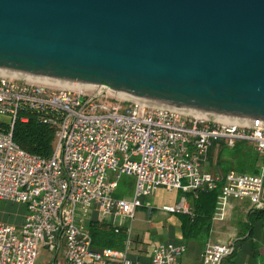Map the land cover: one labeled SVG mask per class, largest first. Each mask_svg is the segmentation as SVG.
<instances>
[{"label":"built area","instance_id":"obj_1","mask_svg":"<svg viewBox=\"0 0 264 264\" xmlns=\"http://www.w3.org/2000/svg\"><path fill=\"white\" fill-rule=\"evenodd\" d=\"M23 112L55 129L50 158L15 142L16 123L28 122ZM240 142L261 158L257 174L231 171L221 178L204 171L215 143L233 149ZM121 176L135 179L132 198L115 196ZM160 189L196 198L219 191L214 223L226 220L230 198L263 209L264 128L0 79V200L26 207L22 226L0 222V264H37L42 249L52 253L50 264H138L129 258L130 238L124 251L92 250L86 223L96 207L101 220L130 235L140 198ZM162 210L191 215L186 197ZM186 250L155 246L152 264H184ZM234 252L231 242L209 241L202 264H222Z\"/></svg>","mask_w":264,"mask_h":264},{"label":"water","instance_id":"obj_2","mask_svg":"<svg viewBox=\"0 0 264 264\" xmlns=\"http://www.w3.org/2000/svg\"><path fill=\"white\" fill-rule=\"evenodd\" d=\"M0 79L264 128V0H0Z\"/></svg>","mask_w":264,"mask_h":264},{"label":"rangeland","instance_id":"obj_3","mask_svg":"<svg viewBox=\"0 0 264 264\" xmlns=\"http://www.w3.org/2000/svg\"><path fill=\"white\" fill-rule=\"evenodd\" d=\"M239 149H241L240 159H237L236 162L242 163V165H239V169L246 168L250 165V160L247 159V154L252 149H254V147L253 145L248 143L239 144ZM260 162H261V158H260ZM234 171L238 172L237 169H234ZM134 192H135V179L128 176H121L119 179V187L115 196L118 198H122V197L132 198L134 196ZM177 193L178 192H167L164 189H160L151 197H141L140 201L142 202L143 206L139 207L138 210L136 211L135 219L132 223L130 235L126 228L121 229V232L119 233H114L110 227H108L107 225H103L97 229L100 235L97 236L95 239L89 230L90 221H88L86 223L87 229L90 232L92 238H94L92 250L96 252H102L105 249L122 251L126 249V243L130 238L131 242L135 243L133 247H131L132 250L131 252L132 254L135 255L138 244L136 240L138 239L145 240L146 236H149L151 245H156L161 242H167L168 240L173 241L172 238L170 239V234L166 229L168 226L175 227L177 222L179 221L176 214L166 213L162 210V208L175 206L178 203ZM147 204H150L153 208L151 214H150V207H148ZM248 206H249V202L247 200L230 198L227 204V218L229 217V212H234V213L237 212L240 214L241 211H244ZM25 214H26V207L24 205L0 200V222H4L6 224L20 223L21 221L24 222ZM245 218L246 217L244 216L243 220H245ZM93 220L100 224H105V223L108 225L110 224L108 223V221L101 220V215L96 207L94 208V213L92 214L91 221ZM235 228L236 226L229 222L227 223L225 228H223L222 233L227 232L226 237H228L229 234L234 235L236 233V231L234 230ZM109 238H112L113 246L106 245V242ZM230 259L232 258L231 257L226 258L223 261L224 264H227V262H229ZM51 260H52V253H50L46 249L40 250V254L37 259V264H50Z\"/></svg>","mask_w":264,"mask_h":264},{"label":"trees","instance_id":"obj_4","mask_svg":"<svg viewBox=\"0 0 264 264\" xmlns=\"http://www.w3.org/2000/svg\"><path fill=\"white\" fill-rule=\"evenodd\" d=\"M21 117H28V122L24 123L18 121L15 126L14 139L15 142L26 152L42 157L50 158L53 155L54 145H55V129L45 123L40 118V115L31 112H23L20 114ZM239 144H247L245 142L238 143L235 148L230 149L226 147L224 143H215L214 147L210 151V156L214 154L216 145H219L218 158L216 163L211 164L209 170L214 173H221V175H226L227 173L237 169V173L240 174H257L259 172L260 157L252 149L247 154V159L250 160V165L246 168H240L239 165H242L241 162H236L237 159H240L241 149H239ZM249 144V143H248ZM209 156V157H210ZM236 163V164H234ZM259 163V164H258ZM237 165V166H235ZM236 172V171H235ZM219 191L216 192H205L200 193L198 198H195L194 193H188L187 200H191V215L187 214H178L182 222V233L184 238L191 240L192 238H197L200 236L202 239H207L210 236L213 217L217 207ZM257 221L264 222V208L260 210H255L250 217L251 225L253 226ZM104 223V222H103ZM107 225L110 227L114 233L116 229L113 228L111 224H100L96 221H90L89 230L92 233L93 237L96 239L99 236L97 229L100 226ZM111 225V226H110ZM107 227V229H108ZM112 232V231H111ZM93 238V239H94ZM246 240L250 241V247L255 249L256 245L254 244L252 237L247 238ZM106 245L113 246L112 238H109L106 242ZM244 257V252L236 251L232 256V259L227 262V264H236ZM228 257V258H230ZM224 264V262L222 263Z\"/></svg>","mask_w":264,"mask_h":264},{"label":"crops","instance_id":"obj_5","mask_svg":"<svg viewBox=\"0 0 264 264\" xmlns=\"http://www.w3.org/2000/svg\"><path fill=\"white\" fill-rule=\"evenodd\" d=\"M218 151H219V145H216L214 154L212 156L208 154L207 159L204 162L203 169L207 173L224 178L226 175H221V173H214L213 171L209 170L212 162L216 163L217 161L219 155ZM172 192H178L177 202H179L183 197L188 198L187 196L188 193L186 194L181 191H172ZM247 201L249 202V206L244 211H241L240 214L237 212L236 213L229 212V217L228 218L226 217L225 221L218 223L213 222L210 236L207 239H202L199 236L197 238L194 239L192 238L191 240L186 241L182 233L181 218L176 215L179 222H177L175 227L168 226L166 229L170 234V239L172 238L173 241L168 240L167 242H161L156 245H151L149 236H146L145 240L138 239L136 240V242H138L136 254L135 255L132 254L131 252L132 250L130 249L129 258L133 261H138V264H152L151 257H152L153 248L160 244L173 243L176 245L186 246L187 249L186 253L183 255L181 259L184 264H202V258H203L205 246L209 241H213V242H231L235 245V251L237 248L238 251L244 252V257L242 255V258L236 264H262L264 260V222L257 221L253 226L251 225L252 223L250 222V217L251 214L256 209L249 200ZM263 201H264V193H263ZM188 203L190 206L192 201L188 199ZM244 216L246 217L245 220H243ZM229 222L236 226V228L234 229L236 233L234 235L229 234V236L226 237L227 232L222 233V230ZM14 224L20 227L22 226L23 221ZM249 237H252V240L256 245L255 249H252L250 247V241L246 240ZM134 244L135 243L131 242V247H133Z\"/></svg>","mask_w":264,"mask_h":264}]
</instances>
